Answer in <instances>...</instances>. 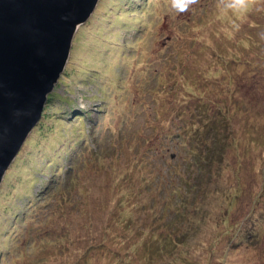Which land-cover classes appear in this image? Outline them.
<instances>
[{
    "label": "rangeland",
    "instance_id": "374dc122",
    "mask_svg": "<svg viewBox=\"0 0 264 264\" xmlns=\"http://www.w3.org/2000/svg\"><path fill=\"white\" fill-rule=\"evenodd\" d=\"M232 20L217 14L214 0L179 15L164 0L99 1L75 34L43 118L0 185V264H264V242L255 250L248 235L236 232L251 209L255 219L264 217V143L236 148L227 141L229 151L210 169L205 155L218 130L205 129L209 116L195 106L233 88L224 78L225 91H203L210 85L199 69L209 63L218 70L207 79L225 69L212 61L213 49L197 52L198 39L224 43L229 78L242 72L241 57L252 75L264 64V12H251L230 35L224 28ZM166 100L171 110L160 109ZM243 100L247 116L252 109ZM254 110L258 117L262 109ZM165 124L170 136H158ZM192 127L204 130L201 139ZM261 133L254 137L263 142ZM91 153L97 156L89 163ZM74 163L89 173L72 169ZM114 169L120 175L108 183ZM122 217L147 225L130 244L132 228ZM225 218L239 224L219 237ZM159 234L172 239L154 255L155 247L144 245Z\"/></svg>",
    "mask_w": 264,
    "mask_h": 264
},
{
    "label": "water",
    "instance_id": "95a60500",
    "mask_svg": "<svg viewBox=\"0 0 264 264\" xmlns=\"http://www.w3.org/2000/svg\"><path fill=\"white\" fill-rule=\"evenodd\" d=\"M100 0H0V185Z\"/></svg>",
    "mask_w": 264,
    "mask_h": 264
},
{
    "label": "trees",
    "instance_id": "16d2710c",
    "mask_svg": "<svg viewBox=\"0 0 264 264\" xmlns=\"http://www.w3.org/2000/svg\"><path fill=\"white\" fill-rule=\"evenodd\" d=\"M179 36H180V39L183 38L182 35H179ZM191 37H193L194 40H196L195 34H193V36L191 34ZM196 42H197V46H196L197 52L202 49V53L204 54L203 50L207 49L209 52V48L213 49V52L212 54L210 53V56H211V59L212 57H215V58L212 61L221 63L222 66L220 68L222 70L225 69V71H221L220 78L214 77L213 79H207V78H212V77L211 76L207 77L206 74L209 73V75H213L217 73L218 70H215L212 72L211 65L209 63L205 65V68L203 69V71H201L202 69H199L201 76L205 78L206 80L204 82L205 86L208 83L210 85V86H206V89H204L203 91L205 93L211 92L213 89H217V90H214V92L225 91V83H222V80L224 78L228 79L227 80L228 85L230 83H233V88H231L232 90L230 89L231 93L229 95L227 94L226 98H223V99L216 98L214 100H211L209 96H207L204 100L195 101V104H196L195 106L196 107L199 106L200 108L202 107L204 109V114L209 116L208 117L209 119L206 122L205 120H202V116H201L202 112L197 113V118H200L203 121V126L204 125L206 126L205 129L206 130L213 129L212 131L214 132L215 130H218L217 138L214 142V146L208 147L207 154L205 155L206 156L205 166H210V169H211L212 164L219 163V158L221 155L224 154V151L226 149L227 151H229V146H227V141H230V143L236 148L243 146L245 142H248V143L252 142L254 144H261V145L262 143H264V140L262 142L258 138L254 137L257 133L262 132L261 135H263V138H264V121L262 119H259V118H262V116L264 117V104L261 103V101L264 102V64H260L258 70L255 71V73L253 72V75H252L251 71L244 67V64L247 63L249 59L246 58L247 56L243 58L241 57L242 59L239 58V65H240V69H242V72L238 73L233 78H229L228 69H229V66L231 65H229L227 61L223 58L224 48L222 47H224V43L222 41L215 42L213 40V44H211V41H206L207 43H205V41L203 42V40H200V39H198V41ZM234 60H238V59L234 58ZM222 62H225V63L222 64ZM254 63L256 65L258 62L254 61ZM64 73L65 71L63 72V75ZM62 76L59 78V81L62 79ZM194 83H196V81ZM54 95L57 96L58 94H56V92L54 91ZM214 96L217 97L216 94ZM245 97H246V101L249 102V106L251 107L248 110L251 112V109H252V113H249L247 116H246V111H247L246 105L247 104L245 105V101L243 100ZM166 103H167V100L162 101L161 102L162 107H160V109L164 108V109L171 110L169 105H166ZM158 108L159 106H156V109ZM254 108L262 109L258 117L254 115L257 111V110H254ZM143 111L146 113L147 111L146 108H144ZM44 112H45V109H44ZM160 113L165 114L163 113L162 110L160 111ZM238 118L241 119V122L238 124H235L234 121H236L237 123ZM169 120L171 121V118ZM189 122L192 123L193 126H197V127L201 126V121L192 122L189 120ZM171 127H174V126L171 125ZM197 127L196 129L192 127L195 132L194 137L195 139H197L198 137L199 139H201L200 133L203 134L202 132L204 130L202 129L203 130L202 131L201 128H197ZM168 130H169V126L165 124L163 125L162 130H161V127L157 129V134L158 136H161V135L170 136L169 134H167L169 132ZM193 130H191V133L193 132ZM244 135H246L248 139L244 140ZM181 139L183 140V137ZM185 140L186 139H184V142ZM192 140L193 139H191V141ZM101 142L102 140H98L97 143H101ZM102 143H104V141ZM194 146L195 145H191V146L189 145L186 147V150H189V156L192 155V150L194 149ZM250 148L251 147L248 146L247 150ZM241 150L244 151L243 149ZM245 150H246V146H245ZM87 154H90V153H87ZM96 156L94 155L93 158H87L88 162L89 163L94 162ZM189 156L187 155V158ZM202 160L203 158H201V161ZM197 162L198 161L196 160V164ZM199 165L202 166L201 164ZM108 167L111 168V165H109ZM71 168L74 170L76 168L82 169L84 171H87L88 173L90 171V167L88 168V166H82L81 164L76 166V163L72 164ZM118 175H120L118 169L111 170L110 176L108 177L109 178L108 183H112L113 179L117 177ZM66 185L68 184L65 183V186ZM254 210L251 209L250 213L242 220L241 225L239 224V221H229L228 219H226L227 218L226 217L222 221L223 227L218 233V236L219 237L223 236L226 232H228L229 228H231L232 226L233 227L237 226V224H239L240 229L236 230V232L238 234L243 233V236L245 234L248 235L249 240L252 243H255L256 245V247H254L253 249L258 250V247H257L258 243L264 242V225H263L264 222L262 223L260 222V220L264 219V217L261 219L259 218L255 219L257 215H256V211L254 212ZM122 220H123V225L125 226V228H132V230L127 234L129 244L132 240H134V238L137 236L138 233L142 232L141 228L147 226L146 224L144 225V224H139V223L136 225L134 223L135 219L132 220L130 217L128 218V220H126V217H122ZM136 229H138L137 233H136ZM171 239H172L171 235H166V237H164V235L159 234V236L156 237L155 239H152V241H148V240L145 241L144 246L145 247L150 246V249L151 247H155V249H151V250H155L153 252L154 255H159V250L169 247V241H171ZM230 247L234 249L236 248V244H232V246ZM150 258H153V257H150ZM124 261L126 263L130 262V260H124ZM2 264H14V263L11 262L10 260H5Z\"/></svg>",
    "mask_w": 264,
    "mask_h": 264
},
{
    "label": "clouds",
    "instance_id": "9594fccd",
    "mask_svg": "<svg viewBox=\"0 0 264 264\" xmlns=\"http://www.w3.org/2000/svg\"><path fill=\"white\" fill-rule=\"evenodd\" d=\"M199 3L200 0H164L167 11L177 15L189 12L193 5ZM214 8L220 16L233 17L231 24L224 28V31L231 35L240 30L238 21L246 18L251 12H264V0H214ZM258 35L264 40V32Z\"/></svg>",
    "mask_w": 264,
    "mask_h": 264
},
{
    "label": "bare ground",
    "instance_id": "6f19581e",
    "mask_svg": "<svg viewBox=\"0 0 264 264\" xmlns=\"http://www.w3.org/2000/svg\"><path fill=\"white\" fill-rule=\"evenodd\" d=\"M62 74H63V73H62ZM62 74H61V75H62ZM40 120H41V119H40Z\"/></svg>",
    "mask_w": 264,
    "mask_h": 264
}]
</instances>
